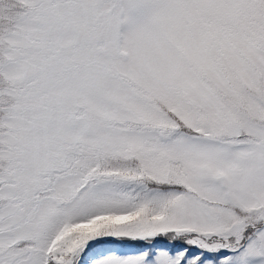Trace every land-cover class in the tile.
<instances>
[{"label": "snow or ice", "instance_id": "obj_1", "mask_svg": "<svg viewBox=\"0 0 264 264\" xmlns=\"http://www.w3.org/2000/svg\"><path fill=\"white\" fill-rule=\"evenodd\" d=\"M0 264H264V0H0Z\"/></svg>", "mask_w": 264, "mask_h": 264}]
</instances>
